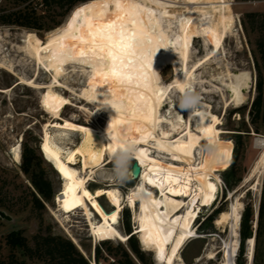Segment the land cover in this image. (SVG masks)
I'll use <instances>...</instances> for the list:
<instances>
[{
	"label": "rangeland",
	"instance_id": "1",
	"mask_svg": "<svg viewBox=\"0 0 264 264\" xmlns=\"http://www.w3.org/2000/svg\"><path fill=\"white\" fill-rule=\"evenodd\" d=\"M98 1L99 4L77 6V10L75 8L68 18L78 16L83 20L82 18L97 13L106 15L110 7L109 1ZM118 1L123 2L124 0ZM229 1L232 4L234 23L232 32H229L226 40L220 45L219 54L209 58L207 62L205 61L207 55L214 50L215 43L219 42L218 36H215V42L209 38V41H206L204 37L195 38L188 70L191 71L201 61L205 62L197 69L194 76L198 83L194 87L202 99L201 105L197 109L200 113L197 115L198 124L194 123L193 132L202 134L213 127L224 131L221 137L234 143L233 164H235H232L230 169L219 173L222 183L219 184L216 199L209 206H203L197 214L192 226L194 237L187 240L176 264H224L226 243L232 241L230 212L232 204L237 202L242 205L243 210L241 211L240 242L236 264H247L249 240H254L255 245L252 264H264V220L260 218L264 201V175L261 180L260 193L251 191V184L238 189L260 154V150L255 147V141L258 138H264V101L260 117L256 119L253 113V104L259 95L258 85L261 79L264 100V0ZM179 11L180 14H183L186 9L181 8ZM78 12L81 15H76ZM196 16L201 18L200 14H196ZM47 37L48 33L37 34L15 27L0 28V251L5 258L9 255L10 247L7 245L6 238L14 232H23L24 236L32 241L41 228L40 218H42L45 232L50 229L53 234L70 239L76 246L78 245L79 250L83 251L88 259L92 260L93 264L96 246L105 239L99 237L95 240L82 208L70 214L59 211L56 198L64 187V181L54 167L46 161L41 151V144L46 134L49 142L57 141L59 131L57 128L65 129L67 124L80 128L88 126L95 131L89 132L86 144L72 159L73 166L82 177H85L90 169L107 161V139L104 131L110 114L99 111L94 104L104 94L107 101L113 106L112 109L119 110L118 112L124 116V120L121 121L120 133L127 135L128 141H134L136 147L139 146L140 135L136 131L130 132L128 129L126 119L135 117L129 99L116 97L108 88L104 90L101 82L94 75V67L86 59H81L79 63L73 62L74 67L71 64V66H66L65 74L58 79L61 86L54 84L56 87L53 90L60 93L68 104L60 112L61 119H53L42 105L43 97L48 94L49 90L44 87L37 89L27 84L38 86L52 84L54 70L50 65L48 66L47 61L54 62L58 51L54 48L52 53L47 56L48 58L44 60L46 66H39L32 58L26 56V51H24L30 39L42 44L47 40ZM177 62L182 64L179 59ZM159 73L163 89L156 91L148 98V103L140 113L150 128H152L155 117L167 119L170 123L163 124L161 128L176 137L177 131L186 128L187 112L186 109H180L177 105L175 88L169 87L175 79L174 67H162L159 69ZM239 74L245 77V82L241 86L244 100L238 102L232 99L233 93L230 88L224 86V82L226 85L232 76ZM166 87H169V90L164 91ZM227 101H229L228 108H226ZM93 114L96 116L95 118ZM255 120L256 123H254ZM174 122L182 124L183 128L174 130L172 126L176 125ZM51 124L53 125L50 126ZM158 132L161 134L160 130ZM72 135V140L78 144L79 136ZM143 138L141 142L144 149L151 145L152 148L149 151L153 152L152 155L170 162V156L161 154L159 150L155 149L156 143L153 139H145L144 136ZM214 140V138H209L197 150V164L202 161V155L208 142ZM147 142H150V145ZM24 144L39 149L44 160L45 177L52 182L55 191L53 201L47 205V211L42 214V217H39V213H34L28 206L29 194L22 185L29 184L27 177L21 171ZM63 148L64 152H67L66 146ZM17 154L21 157L20 161L16 158ZM132 163L133 160L131 166ZM112 168L113 164L108 167V171L97 172L94 181L87 184L88 190L96 194L111 187L101 183V179L114 180ZM232 169L234 171L229 174ZM227 174L233 184L231 188L223 179V176ZM138 182L132 181L128 177L123 182L116 181V187L114 186L119 191L123 203V209L115 227L123 236H128L126 234L127 223L130 225L133 235L139 227L137 221L140 204L136 201L132 207L129 201V196L140 184ZM237 189L238 191L234 193L233 197H230L229 192H234ZM153 191L155 196H160L158 189ZM99 202L107 211L113 209L106 197L99 198ZM195 207L198 211L196 205ZM185 209L186 207L182 210L183 214L187 210ZM248 209L251 211L250 237L243 242L242 221ZM127 214L129 221H127ZM92 219L95 225L100 223V219L94 213ZM135 237L146 255L148 264H156L154 252L145 249L138 234ZM111 241L115 246L122 244L127 247L128 240L123 242L112 239Z\"/></svg>",
	"mask_w": 264,
	"mask_h": 264
},
{
	"label": "bare ground",
	"instance_id": "2",
	"mask_svg": "<svg viewBox=\"0 0 264 264\" xmlns=\"http://www.w3.org/2000/svg\"><path fill=\"white\" fill-rule=\"evenodd\" d=\"M108 1L110 7L106 15L97 13L93 16L88 15L82 18L83 20L78 16H72L59 28L50 31L44 43L35 42L34 39L28 41L27 48L24 50L26 56L32 58L39 66L47 65L44 60L54 48L58 51V55L54 62L47 61L48 66L50 65L54 70L51 85H27L37 89L44 87L49 90L48 94L43 97L42 105L53 119L59 120L61 119L60 112L66 108L68 102L60 93L53 90L56 87L54 84L61 86L58 79L65 74L66 66L86 59L94 67V75L101 82L104 90L108 88L116 97L129 99L135 117L126 119L128 129L140 135L139 146L137 145L139 162L133 160L141 168V174L137 180L140 184L129 196L132 207L136 201L140 204L137 221L139 227L135 233L139 235L145 249L154 252L156 264H176L187 240L194 237L192 226L197 214L203 206H209L216 199L219 184L222 183L219 173L230 169L233 164L234 143L222 138L224 131H219L217 127L202 134L195 130L193 132L194 123L198 124L197 115H191L190 109H186L188 121L186 128L184 126L185 129L181 130L183 125L180 123L174 122L176 125H172L174 130H181L175 131L176 137L161 128L163 124L170 123L167 119L155 117L153 124L151 122L152 128H150L142 118L140 111L146 106L150 96L163 89L159 73L162 67H174L175 79L169 87L175 90L181 80L192 85L198 84L197 79H194L195 72L205 62L201 61L191 71L188 70L193 52V41L197 37H204L206 41L210 39L215 42V36H218L219 42L215 43L214 50L207 55L205 61L218 55L221 43L226 40L233 27L232 4L229 0ZM117 2H119V8ZM86 4H99V1L83 3L84 6ZM181 8L186 9L183 14L179 13ZM196 14H200L201 18ZM109 24L114 27L107 28L106 25ZM127 45L132 47L128 48ZM81 52L84 53L83 56L80 55ZM113 57L116 59L114 60ZM177 59L182 64H178L180 62H177ZM148 63L150 66L144 68L143 65ZM114 70L120 75L114 76L112 74ZM129 75L132 76L130 81L125 78ZM244 80L245 77L239 74L232 76L226 85L223 81L224 86L231 89L233 100L239 102L243 99L241 86ZM169 87L164 88V91L169 90ZM64 101L66 103H63ZM105 101L107 99L104 94L94 104L99 111L110 114L104 131L107 139V161L90 169L85 177H82L73 166L72 159L86 144L89 132L95 131L88 126L80 128L72 125L71 128H57L59 130L57 141L49 142L46 134L41 144V151L46 161L54 167L64 181V187L56 198L59 211L70 214L82 208L95 240L100 237L110 241L118 239L126 242L128 236H123L115 227L123 209L121 196L115 188V179L108 180V178L101 177V183L111 187L96 194L87 188V184L94 181L97 172L102 173L109 170L108 167L112 165L111 148L121 140L128 141L127 135L120 133L124 116L118 112L119 110L112 109L109 105L104 106ZM228 107L229 101L226 103V108ZM93 116L96 117L94 114ZM72 134L79 136L78 144L72 140ZM141 134L145 139H153L156 143L155 149L161 154L170 156V162L152 155L153 152L149 151L152 148L150 142H147L150 146L144 149ZM209 138L215 140L208 142L202 155V161L197 164V150ZM63 146H66L67 152H64ZM255 147L260 150V154L238 189L251 184V191L260 193L261 180L264 175V138H258L255 141ZM16 158L19 160L21 157L17 154ZM61 166L64 171H61ZM155 189H158L160 196H155L153 191ZM238 189L234 192L230 191V197H233ZM85 193L88 194L85 195ZM103 196L113 207L111 211H107L99 202V198ZM189 199L190 201L187 202ZM185 207L187 210L185 209L186 212L183 214L182 210ZM242 210V205L238 202L232 204L230 212L232 241L226 243L224 264H236ZM93 213L100 219L98 225L93 223ZM254 246V240H249L250 264L253 261Z\"/></svg>",
	"mask_w": 264,
	"mask_h": 264
},
{
	"label": "trees",
	"instance_id": "3",
	"mask_svg": "<svg viewBox=\"0 0 264 264\" xmlns=\"http://www.w3.org/2000/svg\"><path fill=\"white\" fill-rule=\"evenodd\" d=\"M89 1L96 0H0V28L15 27L37 34H47L63 25L77 6ZM262 83L261 79L258 85L259 95L253 104L256 119L260 117L264 101ZM23 147L21 171L30 185H22L29 194L28 206L42 217L47 211V205L53 201L54 187L45 177L44 160L39 149L28 144ZM233 169L229 174H232ZM223 179L230 188L233 187L228 174L224 175ZM250 217L251 211L248 209L242 221L243 242L250 237ZM128 218L127 214V221ZM260 218L264 220V201ZM40 219L41 228L32 241L28 240L23 232H14L7 236L10 253L5 258L0 251V264H92V260L86 258L70 239L55 235L50 229L45 232L43 220ZM126 234L129 236L127 247L122 244L115 246L110 240L100 242L95 250L96 264H148L146 255L128 223Z\"/></svg>",
	"mask_w": 264,
	"mask_h": 264
},
{
	"label": "clouds",
	"instance_id": "4",
	"mask_svg": "<svg viewBox=\"0 0 264 264\" xmlns=\"http://www.w3.org/2000/svg\"><path fill=\"white\" fill-rule=\"evenodd\" d=\"M176 91V101L179 108L190 109L191 115H200L197 109L201 105V96L196 91L194 85L187 83L185 80H181L176 85ZM106 105H110L113 108L108 101L104 102V106ZM138 151L135 142L127 140H121L111 148L110 158L113 164L112 171L114 179L116 181L123 182L128 179L132 160L139 162Z\"/></svg>",
	"mask_w": 264,
	"mask_h": 264
},
{
	"label": "snow or ice",
	"instance_id": "5",
	"mask_svg": "<svg viewBox=\"0 0 264 264\" xmlns=\"http://www.w3.org/2000/svg\"><path fill=\"white\" fill-rule=\"evenodd\" d=\"M117 7H118V8L120 7L119 2H117ZM78 14H79V13H77V15H78ZM106 27H107V28H113L114 25L109 24V25H106ZM121 35H122V33H121ZM126 47L130 48V47H132V46H131V45H127ZM132 54L134 55L135 53L133 52ZM80 55L83 56L84 53L81 52ZM109 55H111V53H109ZM113 59L115 60L116 58L113 57ZM130 63H131V62H130ZM149 66H150V63H148V64H144V65H143L144 68H147V67H149ZM112 74H113L114 76H119V75H120V73L116 72L115 70L113 71ZM125 78L128 79V80L130 81V80L132 79V76L129 75V76H126ZM63 103H66V101H64ZM65 127H69V128H71L72 125H71V124H67V125H65ZM45 150L47 151V149H45ZM141 155H144V153H141ZM61 171H64L63 166H61ZM149 182H151V181H149ZM87 194H88V193H85V195H87ZM161 258H163V257H161Z\"/></svg>",
	"mask_w": 264,
	"mask_h": 264
},
{
	"label": "water",
	"instance_id": "6",
	"mask_svg": "<svg viewBox=\"0 0 264 264\" xmlns=\"http://www.w3.org/2000/svg\"><path fill=\"white\" fill-rule=\"evenodd\" d=\"M72 12H71V14H72ZM140 174H141V168L139 167V164L136 161H133L131 169H130V174H129L130 179L132 181H137ZM134 235H136V233H134ZM83 255L87 258V256L84 253H83ZM93 262L96 264L95 256L93 258Z\"/></svg>",
	"mask_w": 264,
	"mask_h": 264
},
{
	"label": "built area",
	"instance_id": "7",
	"mask_svg": "<svg viewBox=\"0 0 264 264\" xmlns=\"http://www.w3.org/2000/svg\"><path fill=\"white\" fill-rule=\"evenodd\" d=\"M247 259H248V260H247V261H248L247 264H250V259H249V257H248Z\"/></svg>",
	"mask_w": 264,
	"mask_h": 264
}]
</instances>
